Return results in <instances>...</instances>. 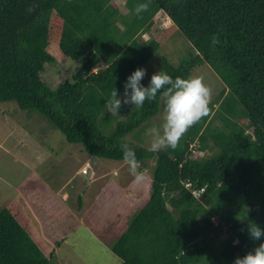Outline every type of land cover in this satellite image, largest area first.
Masks as SVG:
<instances>
[{
  "label": "trees",
  "instance_id": "trees-1",
  "mask_svg": "<svg viewBox=\"0 0 264 264\" xmlns=\"http://www.w3.org/2000/svg\"><path fill=\"white\" fill-rule=\"evenodd\" d=\"M141 2L149 7L136 15ZM125 7L114 0H0V103L43 114L83 153L124 160V143L141 169L154 161L151 196L112 246L120 264H231L258 243L247 235L248 221L264 227V0H125ZM160 11L171 25L158 24ZM175 34L194 50L179 65L162 59L164 71L192 76L208 63L226 87L176 148L151 152L142 133L128 136L164 109L163 90L139 109L123 105L118 116L103 103ZM56 54L79 67L53 88L42 72ZM19 200L0 211V264H54L56 249L42 247L35 218ZM77 200L76 213L66 214L71 230L50 216L66 227L57 245L84 215L83 195Z\"/></svg>",
  "mask_w": 264,
  "mask_h": 264
},
{
  "label": "rangeland",
  "instance_id": "rangeland-1",
  "mask_svg": "<svg viewBox=\"0 0 264 264\" xmlns=\"http://www.w3.org/2000/svg\"><path fill=\"white\" fill-rule=\"evenodd\" d=\"M114 1L123 12L127 11L125 0ZM155 18L162 27L171 25V20L163 11ZM178 37L177 34L169 37L144 66L147 69L144 77L146 84L155 71H164L162 59L167 58L179 65L194 50L184 35ZM56 56V63H47L42 72L44 81L53 88L70 79L79 67L78 61L71 58L73 61H62L58 54ZM194 75L201 76L209 87V101L214 100L226 87L223 79L208 63L195 69ZM163 115L164 109L148 118L140 127L141 130H135L128 138L133 141V135L138 131L142 133L140 138L150 147L151 137L146 134V130L162 124ZM80 146L81 143L68 142L65 135L38 111L22 109L13 101L0 103V211L20 197L19 202L26 204L24 206L31 215L35 216L37 212L40 217L46 218L45 227L61 236L63 229L52 223L50 216L53 213H48L49 208L57 212L65 226L69 227L68 230H71L74 221L66 214L76 213L77 198L81 194L84 205L80 209L84 215L61 245L55 243L50 233L38 232L45 245L56 249L54 264H120L121 259L114 253L112 246L151 196L154 161L149 160L150 165L143 169L137 162V170L142 172L144 178L136 182L126 161L94 157L83 153ZM86 160L90 163L84 165ZM87 166L92 167L93 171L91 177L85 180L81 170ZM39 180L43 183H38ZM38 184L43 188V184L47 187L53 185V189L59 190L52 192L50 200L51 194H47V187L42 189ZM40 217L35 218L38 223ZM213 220L216 221V218ZM60 239L57 237V241ZM221 240L222 237H218L215 244Z\"/></svg>",
  "mask_w": 264,
  "mask_h": 264
},
{
  "label": "clouds",
  "instance_id": "clouds-1",
  "mask_svg": "<svg viewBox=\"0 0 264 264\" xmlns=\"http://www.w3.org/2000/svg\"><path fill=\"white\" fill-rule=\"evenodd\" d=\"M148 7L147 2L138 3L134 13L139 15ZM217 43H219V38L213 36L212 44ZM146 74L147 69L143 66L133 70L123 82L122 93L115 87L106 96L103 103L104 110L111 116H118L121 115L120 109L123 105L131 104L139 109L146 100H156L157 94L163 90L165 96L163 121L159 126H152L146 130V134L151 137L148 151L159 152L165 147L174 149L187 129L209 113L210 89L201 76L173 77L168 72L159 69L145 84L143 79ZM120 148L123 159L128 163L135 181H142L144 177L142 172L137 170L135 150L124 143L120 145ZM87 163L90 162L86 160L84 165ZM91 170L90 166L81 170L86 180L91 177ZM246 231L248 237L258 243L243 255L235 257L231 264H264V227L254 221H248Z\"/></svg>",
  "mask_w": 264,
  "mask_h": 264
},
{
  "label": "crops",
  "instance_id": "crops-1",
  "mask_svg": "<svg viewBox=\"0 0 264 264\" xmlns=\"http://www.w3.org/2000/svg\"><path fill=\"white\" fill-rule=\"evenodd\" d=\"M39 185V184H38ZM44 185V187H47V186H45V184H43ZM40 186V185H39ZM51 187V186H50ZM50 187H47V194H51L50 195V200H52V197H53V194H52V192H54V190H59V189H53L52 187V189L50 188ZM31 199V201H34L33 200V197H30ZM53 213V214H55V215H58V213L57 212H54L52 209H50L49 208V211H48V213ZM59 216V215H58ZM34 218H36V217H40V215L36 212V214H35V216H33ZM41 218V221H40V223H38L36 220H34V232H35V235H36V237L38 238V240H39V242H40V244L42 245V247H44V248H46V247H50V248H52V246L51 245H49V244H47V245H45L44 244V240H43V238L40 236V234H38V232H40V231H46V232H48V233H50L51 235H53L54 236V241H55V243H56V241H57V237H62V235L61 236H57L56 234H54L51 230H49L48 228H46L45 227V223H46V221H45V219L46 218H42V217H40ZM62 229H65L64 227H61ZM45 251H46V249H45Z\"/></svg>",
  "mask_w": 264,
  "mask_h": 264
}]
</instances>
